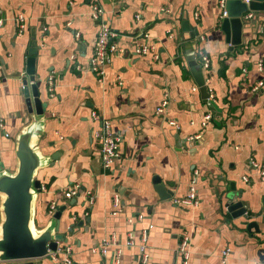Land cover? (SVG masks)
Wrapping results in <instances>:
<instances>
[{
	"label": "crops",
	"instance_id": "0c3cea01",
	"mask_svg": "<svg viewBox=\"0 0 264 264\" xmlns=\"http://www.w3.org/2000/svg\"><path fill=\"white\" fill-rule=\"evenodd\" d=\"M219 1L0 0V168L16 166L15 136L26 122L22 76L35 41V79L48 102L39 144L56 158L37 172L36 225L51 217L52 202L66 205L60 220L66 240L56 260L50 255L33 264H183L182 235L189 239L186 264H223L225 248L226 264H264V180L249 163L264 161V27L232 47L220 29ZM93 5L118 35L119 51L102 81L88 69L99 26L90 16ZM184 19L189 32L181 28ZM145 42L150 52L136 54ZM201 53L208 68L198 63ZM164 94L168 105L156 113ZM102 119L121 137L120 157L110 168L101 165L94 134ZM154 175L169 198L154 190ZM75 185L77 195L65 199ZM191 186L198 205L175 203ZM230 192L247 218L227 212ZM250 221L257 230H247ZM111 237L116 243L102 254L98 247Z\"/></svg>",
	"mask_w": 264,
	"mask_h": 264
},
{
	"label": "water",
	"instance_id": "95a60500",
	"mask_svg": "<svg viewBox=\"0 0 264 264\" xmlns=\"http://www.w3.org/2000/svg\"><path fill=\"white\" fill-rule=\"evenodd\" d=\"M224 10L226 15L221 19L220 29L226 43L232 47L247 42L250 38L247 33L255 34L259 25L264 27V0H225ZM248 13L250 16L246 15ZM181 28L184 32L190 31L186 19L181 22ZM193 34L196 33L190 32L191 36ZM31 45L20 91L26 122L15 136L16 166L12 172L8 168H0V262L8 264L16 261L15 264H33L35 259L49 257L66 240L60 231V220L66 205L58 206L42 228L35 221V204L41 188L37 172L56 158L44 154L39 144L44 133V114L48 102L42 97V80L35 79L38 47L35 41ZM198 84L207 98V87L203 82ZM151 181L161 199L170 197V191L157 175ZM226 197L227 212L235 218H247L246 208L240 200L235 199L234 193L230 192ZM246 228L257 230V225L250 221L246 223ZM68 231H72V225Z\"/></svg>",
	"mask_w": 264,
	"mask_h": 264
},
{
	"label": "built area",
	"instance_id": "2783aa9c",
	"mask_svg": "<svg viewBox=\"0 0 264 264\" xmlns=\"http://www.w3.org/2000/svg\"><path fill=\"white\" fill-rule=\"evenodd\" d=\"M224 4H225V0L219 1V6L221 8V17L226 15V12L224 10ZM197 15L198 14L195 12L194 17H197ZM90 16L99 22V26H98V30H97L96 40H95V43L93 45V53H92V56L90 57L89 62H88V69L95 74L96 79L98 81H102V78H103L104 72H105V67L110 63L112 55H114L115 53H117L119 51V48L117 45L118 35L103 20L102 8H100L99 6L93 5L92 9H91V15ZM248 16H250V13L248 14ZM135 17L137 19L138 15H136ZM0 23H1V19H0ZM15 24H16V27L18 29V33H22L23 25H22V17L20 15H18L15 18ZM151 48L152 47L147 42H145V43L138 45L134 49V52L136 54H140V55H147V53L150 52ZM196 58H198V63L203 68L209 67L210 60L206 55L201 53V54H198ZM259 67L260 68L262 67L261 63H259ZM48 83H50V80L48 81ZM261 84H262V82L259 81L257 83V85L254 86L253 88L256 89L257 86L261 85ZM119 85H121V83H119ZM207 99L212 100L213 95L211 93H208ZM167 105H168V97H167V94H164L163 99L160 101L159 105L156 107V113H162L165 110V107ZM91 116L94 119H96L97 113L95 111H91ZM210 119H211V114L210 113L205 114L203 116V123L202 124L205 125L206 124L205 122L209 121ZM168 123L171 126L177 127V123L173 119H170L168 121ZM1 127H2V123L0 120V128ZM94 134H95V137L97 139H99V141H100L99 158H100L101 165L104 168H110L114 164V162L116 160H118L120 157L119 144L121 141V137L119 134L115 135L114 133H112L111 123L108 119H102L101 120L100 126ZM249 163L253 169H257L259 171L260 178L264 180V161L262 163H257L255 161L250 160ZM78 188H79V186L75 185L71 189L70 188L66 189L63 192L64 198L70 199L71 197L77 195ZM87 195H89V193ZM91 200H92V197L89 196V202H91ZM115 201L118 202L116 196H114V202ZM174 202L177 204H180V205L197 206L199 201H198L197 194H196L194 187L191 186L189 188V191H188L185 198L176 199ZM56 209H57V205L52 202L49 205L48 212L50 213V215H52ZM130 238L126 242V245H131V239ZM114 243H116V240L114 237H111L109 240L103 239V241L101 242V245L98 247V250L102 254H104L106 247L108 245L114 244ZM58 246H57V249L50 254V255H52L53 259H55V260H56L55 252L56 251L58 252L60 250V249L58 250ZM188 246H189L188 237L185 235H182V237L180 239V243H179L178 248H177V253L183 257V264L187 263V259H188V255H189ZM69 250H70L69 247L65 248V250H64L65 254L66 253L69 254ZM229 252H230L229 248H225L221 251V259H222L221 261L223 264L227 263V256H228ZM147 256H148V254L145 250V245H141L140 246V260L142 263L146 262ZM63 261L66 263H70V258L67 256L63 259ZM12 263L15 264V263H17V261L12 262ZM0 264H8V263L7 262H0Z\"/></svg>",
	"mask_w": 264,
	"mask_h": 264
}]
</instances>
